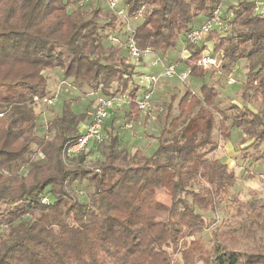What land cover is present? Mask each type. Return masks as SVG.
Instances as JSON below:
<instances>
[{
    "label": "trees",
    "instance_id": "trees-1",
    "mask_svg": "<svg viewBox=\"0 0 264 264\" xmlns=\"http://www.w3.org/2000/svg\"><path fill=\"white\" fill-rule=\"evenodd\" d=\"M85 1L0 0V264H173L174 255L183 264H264V248L222 250L213 257L196 237L212 224L203 215L236 180L214 156L215 126L220 136L239 129L255 147L264 146V14L254 10L255 0H239L232 20L222 15L232 34L218 39L213 53L223 52L226 67L246 63L242 97L258 107L218 109L214 87L185 90L177 116H165L151 157L122 153L114 137L99 153L103 161L89 167L83 164L92 149L64 157L87 113L74 114L65 104L48 125L54 133L48 140L34 131L32 104L45 96L43 74L57 69L75 89L111 97L125 93L134 67L113 45L102 47L98 37L115 21L107 14L110 20L100 25L99 11L79 6ZM123 3L126 20L142 15L129 35L137 49L165 55L197 18L212 17L218 0ZM186 51L189 76L204 78L193 63L204 47L187 43ZM128 94L125 118L135 122L141 114L137 93ZM23 168L26 174L20 175ZM84 181L90 190L81 200L77 184ZM158 190L168 204L156 199Z\"/></svg>",
    "mask_w": 264,
    "mask_h": 264
},
{
    "label": "rangeland",
    "instance_id": "rangeland-1",
    "mask_svg": "<svg viewBox=\"0 0 264 264\" xmlns=\"http://www.w3.org/2000/svg\"><path fill=\"white\" fill-rule=\"evenodd\" d=\"M109 1L114 0H86L79 6L86 12L99 11V16L102 18L100 25H106L109 18L114 19V28L108 27L105 31H100L98 37L102 47L113 45L120 55L124 56L134 67L132 78L128 81L124 94L129 96L128 93L133 89L139 93L145 84L141 76L150 74L160 76L163 69L169 65H174L176 74L186 71L188 66L183 59L188 57L189 53L186 51L188 41L185 35L179 37L175 50L168 51L165 55L158 51H149L137 60L130 59L126 50L127 40L131 38L129 35L142 20V15L139 13L136 17L126 20L124 0H116L114 10L111 9ZM238 1L226 2L222 8V15L232 20ZM257 2L258 0L254 1L255 8ZM142 10L143 7H141ZM70 11L71 9H68V12ZM107 14L109 18L104 17ZM125 20L127 22L122 24ZM205 21H207L205 18L199 17L194 21L193 26L199 27ZM232 29L214 30L203 36L196 45L198 48L204 47V51L193 60V63H196L197 73H206L204 78L189 76L186 81L182 82L176 76L159 77V82L152 94L153 111L151 115L141 113L139 119L132 122L125 118V111L128 107L123 106L112 111L104 127L108 136L107 140L98 146L93 145L92 153L86 157L83 165L89 167L96 161H103L99 153L114 137L122 153L134 154L139 151L145 157H151L157 149L158 137L165 116L169 114V121L177 116V102L188 89L193 93H198L201 85L214 87L218 91L216 99L218 109H228L231 105L256 109L258 104L248 105L242 97L246 63L241 60L226 67L223 52L213 53L217 40L230 37ZM205 56L213 64L205 67L199 65ZM153 63L156 64L153 65ZM43 75L47 83L45 96L35 98L32 103L37 115L34 131L37 136L52 140L54 133L48 131V125L55 117L62 114L65 104H68L74 114L85 115L95 108L96 102L89 88L83 87L80 90L73 88L71 79H64L59 69L47 71ZM109 86L111 87L109 90L113 92L116 85L112 82ZM84 121L79 123V128H82ZM217 127L216 125L213 132V139L216 143L214 156L233 171L236 180L228 193L217 200L214 210L203 215L212 224L207 231L196 237L202 239L213 257L222 250L240 253L261 251L264 248V146L255 147L239 129L230 130L228 138L220 136ZM41 158V155L34 157V159ZM25 174L26 169L23 168L20 175ZM77 188L82 192V194L78 193L79 198L84 200V193L90 190L86 181L77 184ZM156 199L164 204L169 203L168 196L162 190L156 191ZM173 264H183L179 255H174Z\"/></svg>",
    "mask_w": 264,
    "mask_h": 264
},
{
    "label": "built area",
    "instance_id": "built-area-1",
    "mask_svg": "<svg viewBox=\"0 0 264 264\" xmlns=\"http://www.w3.org/2000/svg\"><path fill=\"white\" fill-rule=\"evenodd\" d=\"M228 1L229 0H218V3L214 8L212 18L205 21V23H203L201 26L193 28L186 35L188 43L196 46L199 40L208 33L214 30H228V19L222 18V8ZM108 3L110 4L111 9L114 10V7L116 6V0L109 1ZM256 5L255 11H259L260 13L264 14V0H258ZM126 46L127 54L130 59L133 58L137 60L150 51L149 49L144 51L138 50L131 39L127 40ZM155 64L156 63H153V65ZM208 64L213 63L206 56L203 57L199 62V65L203 67L207 66ZM189 75V67H186V71L176 74L174 65H169L163 69L160 76L164 78L176 76L180 81L184 82L187 80ZM160 76L153 74L141 76L145 84L142 86V90H139V93H137V98L135 100V104L141 113L151 115L153 111L151 104L152 94L155 91ZM98 94L99 93L92 94L95 96L96 106L94 109L87 112V117L83 122L82 128L78 127L79 136L66 146L64 157L72 159L80 154L89 155L93 145H100L105 140H107L108 136L104 131V127L111 112L117 108L119 109L120 107H127L129 105V97L126 94H119L113 97Z\"/></svg>",
    "mask_w": 264,
    "mask_h": 264
}]
</instances>
